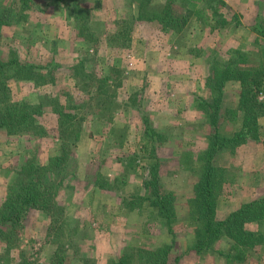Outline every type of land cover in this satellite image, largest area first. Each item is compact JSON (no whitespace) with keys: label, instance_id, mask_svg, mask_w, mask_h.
Here are the masks:
<instances>
[{"label":"rangeland","instance_id":"374dc122","mask_svg":"<svg viewBox=\"0 0 264 264\" xmlns=\"http://www.w3.org/2000/svg\"><path fill=\"white\" fill-rule=\"evenodd\" d=\"M78 1L90 11V37L81 35L63 2L0 0V61L15 57L36 74L34 81H9L7 104L42 110L36 118L40 132L11 134L0 127V208L24 166L33 162L46 167L65 145L69 151L56 208L52 214L30 210L12 237L16 245L0 238V264H50L52 259L115 264L123 255L164 247L171 264H264V219L245 222L239 238L223 235L199 254L195 247L203 223L190 205L215 135L224 142L232 139L244 120L239 82H227L217 109L219 95L208 83L211 65L242 56L248 64L241 67L264 69V0H144V13L141 0ZM169 4L175 22L184 25L181 32L145 20ZM245 16L251 26L243 23ZM133 17L144 21L130 24ZM123 22L131 26L127 41L116 36ZM87 75L95 86L108 79L106 93L91 88ZM256 94L264 101V89ZM57 103L76 117L78 140L61 133ZM4 106L0 124L9 121L10 109ZM145 119L155 130L148 140ZM259 124L256 140L235 148L228 142L213 157L225 177L216 198V221L264 199V156L259 155L264 151V117ZM156 162L160 191L174 194L172 223L146 201L129 205L133 199L150 198L144 182ZM87 165V173L81 174ZM243 231L259 237L242 245Z\"/></svg>","mask_w":264,"mask_h":264},{"label":"trees","instance_id":"16d2710c","mask_svg":"<svg viewBox=\"0 0 264 264\" xmlns=\"http://www.w3.org/2000/svg\"><path fill=\"white\" fill-rule=\"evenodd\" d=\"M31 0H25L29 3ZM66 4L70 9L71 14L75 20L81 26V35L90 37V11L81 7L78 0H58ZM140 3L141 12L143 6L146 7L144 0ZM149 1V0H148ZM142 17V14L141 16ZM143 18H134L129 23L144 21ZM145 20L158 21L159 23H165L164 28L181 32L184 29L183 23L175 22V17L172 11V5L169 4L167 8L161 10L158 14H152L146 17ZM128 22V21H127ZM123 22L120 28L123 26L125 29L120 30L116 36L130 37L131 26L129 23ZM256 29V27H255ZM259 30V29H257ZM126 39V38H125ZM127 41V39H126ZM119 46V45H118ZM245 57H238L232 59L225 65L215 61L211 65L210 75L208 77L209 86L217 90L218 103L217 109L221 105V96L223 89L228 81L239 82L242 88L241 98L239 103V110L244 112V120L242 129L237 132L232 139L224 142L223 139L217 134L214 137L213 142L209 146V150L205 153L204 166L201 171V178L195 187V197L190 202V205L194 209V215L197 216V221L203 223V229H201V238L197 242L195 250L199 254H203L204 251H208L223 235H229L238 237L240 230L243 228L245 222H258L264 219V199L261 201L252 202L248 205H244L241 209L233 213L225 221H216L215 214L217 208V195L222 189V185L225 181L223 172L216 168L213 164V157L218 152L230 144L228 142H234V148L249 140H256L258 137V131L260 129L259 119L264 117V101L260 102L256 99V91L264 89V69L256 68H244L242 64H248ZM11 69L12 71H8ZM34 67L31 65L21 64L19 60L13 57L8 62L0 61V106L5 105L10 112L9 121L3 119L0 127L6 126L11 134H18L22 132H36L39 131V125L37 116L42 114V110L39 106L34 105H20L18 103L7 104L9 101V81L12 79H20L24 81H34L36 74L33 71ZM91 81V88L97 86L98 94L106 93L107 80L103 78L99 81V84H94L91 76L87 75ZM254 90L253 91V89ZM249 93H254L250 99L246 96ZM203 102V100H201ZM2 109V108H0ZM75 107H72L74 110ZM216 109V110H217ZM55 112L60 118L61 133L63 136L69 139L78 140L80 138V129L78 123L75 122V116L65 112V108L57 103V109ZM217 113L214 114L213 125L215 126ZM155 137V130L151 127L150 123L145 119V139ZM66 148V145H65ZM58 157L51 159V163L42 167L33 162H29L18 173L17 179L14 185L8 189L7 196L0 208V238H8V243H14L13 235H15L16 228L23 222L28 212L33 209H42L51 213L56 208L57 204H53L58 192L63 188L64 182L67 179V160L68 153L66 149ZM155 154H149V157H154ZM48 175H51L53 179L48 181ZM145 188L151 190L150 198L146 199H133V196L128 197L133 199L131 207L137 205V202H147L150 207L156 211L158 216L162 219L172 223L176 218L175 198L174 194L162 193L160 191L159 183V166L156 162L150 167V178L144 182ZM53 210V211H52ZM259 237V234L252 232H244L240 235V242L242 245H252ZM16 238V236H15ZM239 238V237H238ZM13 239V240H12ZM16 245V243H14ZM169 248L164 247L162 249H152L149 251L140 250L136 255H123L119 258L118 263L115 264H171L169 257ZM243 253V251H242ZM61 261V262H60ZM4 264H9L4 263ZM50 264H62V260H53Z\"/></svg>","mask_w":264,"mask_h":264},{"label":"crops","instance_id":"0c3cea01","mask_svg":"<svg viewBox=\"0 0 264 264\" xmlns=\"http://www.w3.org/2000/svg\"><path fill=\"white\" fill-rule=\"evenodd\" d=\"M245 15H246V14H245ZM247 21H248V19H247V17L245 16V20H243V23H244L245 25L251 26V25H252L251 19H250L248 22H247ZM259 155H260V157H263V156H264V151L262 150V151H261V154H259ZM89 162H90V160H89ZM89 162H88V165H90ZM88 165H87V168H86V169L81 170V174H82V171H83L84 174L87 173V171H88ZM97 168H99V167H97ZM89 169H90V168H89ZM91 171H92V172L95 171V170H94V167H93V168L91 167Z\"/></svg>","mask_w":264,"mask_h":264}]
</instances>
